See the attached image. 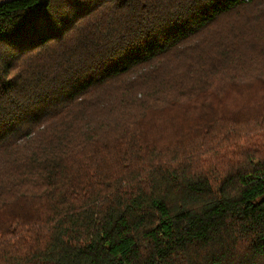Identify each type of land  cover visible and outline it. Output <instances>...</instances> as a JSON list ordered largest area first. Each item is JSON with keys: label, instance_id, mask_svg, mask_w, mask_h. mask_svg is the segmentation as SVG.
<instances>
[{"label": "trees", "instance_id": "obj_1", "mask_svg": "<svg viewBox=\"0 0 264 264\" xmlns=\"http://www.w3.org/2000/svg\"><path fill=\"white\" fill-rule=\"evenodd\" d=\"M0 264H264V0L0 1Z\"/></svg>", "mask_w": 264, "mask_h": 264}, {"label": "rangeland", "instance_id": "obj_2", "mask_svg": "<svg viewBox=\"0 0 264 264\" xmlns=\"http://www.w3.org/2000/svg\"><path fill=\"white\" fill-rule=\"evenodd\" d=\"M212 152H201V154L197 155V160H202L204 161V159H210L212 156Z\"/></svg>", "mask_w": 264, "mask_h": 264}, {"label": "crops", "instance_id": "obj_3", "mask_svg": "<svg viewBox=\"0 0 264 264\" xmlns=\"http://www.w3.org/2000/svg\"><path fill=\"white\" fill-rule=\"evenodd\" d=\"M0 1H2V0H0Z\"/></svg>", "mask_w": 264, "mask_h": 264}]
</instances>
